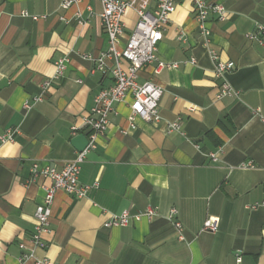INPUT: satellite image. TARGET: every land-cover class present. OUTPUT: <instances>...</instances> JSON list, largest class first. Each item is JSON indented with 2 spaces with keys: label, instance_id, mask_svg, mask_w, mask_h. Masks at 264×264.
Segmentation results:
<instances>
[{
  "label": "crops",
  "instance_id": "0c3cea01",
  "mask_svg": "<svg viewBox=\"0 0 264 264\" xmlns=\"http://www.w3.org/2000/svg\"><path fill=\"white\" fill-rule=\"evenodd\" d=\"M207 1L225 10L223 20L209 14L205 21L209 45L192 4L177 0L156 52L173 65L152 63L137 73L139 83L151 80L162 89L161 121L136 117L131 128L130 98L114 104L105 132L80 165L78 182L90 189L82 197L55 193L46 248L36 249L37 256L58 264H264V31H256L264 25V0ZM100 11L96 0L68 9L59 0H0V133L18 130L12 142L0 144V264H18V243L30 246L33 213L49 184L33 178V168L61 169L74 158L71 127L87 134L82 117L112 82ZM135 20L127 10L122 39ZM208 48L233 61L226 77L238 97L215 98ZM64 55V77L42 94L54 60ZM174 120L179 131L166 133L165 122ZM218 148L212 162L207 154ZM248 161L252 168L239 167ZM148 206L156 208L152 218L103 225L112 213L139 214ZM172 207L182 239L167 217ZM208 217L218 221L214 232L202 229Z\"/></svg>",
  "mask_w": 264,
  "mask_h": 264
},
{
  "label": "built area",
  "instance_id": "2783aa9c",
  "mask_svg": "<svg viewBox=\"0 0 264 264\" xmlns=\"http://www.w3.org/2000/svg\"><path fill=\"white\" fill-rule=\"evenodd\" d=\"M80 0H59L62 9H68ZM101 6L99 13L101 25L107 37L108 47L103 57L112 58L109 67L112 82L106 88H102L93 98V104L89 111L82 117V126L88 129L86 136L87 144L83 150L77 151L74 158L65 163L61 169L54 167L33 168V178L36 176L49 179V184L44 186V194L41 201L36 205L33 213V231L28 235L29 247L25 242L18 243L21 249L17 257L18 264H58L47 256H37L36 249L45 250L46 243L43 235L49 230V222L54 195L57 191H63L75 197H82L90 189V185H83L78 182L80 165L88 151L94 149L97 139L102 135L108 125V116L114 112V104L123 101L127 96L130 98L128 107L130 110L128 121L129 126L134 127L133 120L138 117L147 123H158L161 116L158 108V101L162 89L151 80L139 83L136 80L140 69L156 63V67H170L173 64L163 62L157 57V45L162 38L163 31L171 13L174 12L177 0H156L155 5L149 7V0H96ZM192 4L194 17L198 23L200 33L205 37L206 45H209V30L205 27V21L209 14H215L218 20L225 18V10L221 4L207 0H187ZM90 10V7L87 6ZM127 10H133L136 20L130 33L122 39L124 32L123 17ZM23 15H27L24 11ZM79 15V14H78ZM35 18L34 16H32ZM80 21V20H79ZM258 34L264 31V25H256ZM256 33V34H257ZM250 39H256L260 44L261 39L255 34L246 35ZM208 54L213 61V75L218 80V87L215 98L238 97L235 90L227 80V74L234 68L233 61L223 60L218 53L208 48ZM83 58L92 60L90 54H82ZM103 57L98 58V67L101 68ZM68 57L61 56L54 60L53 74L41 84L42 94L52 82L61 80L64 77ZM41 94L34 98L35 101L41 99ZM24 107L28 108L29 103L25 102ZM258 109L252 113L257 115ZM180 126L177 120L165 122V132L179 131ZM77 127L72 126V135H76ZM18 132L16 128L6 129L0 133V144L12 142L14 135ZM221 148L207 155L212 162L218 160V153ZM251 162H242L239 167L252 168ZM258 204L247 206L255 208ZM156 214V208L146 207L142 213L130 214L128 210L120 213H112L104 221L105 227L123 226L129 219L137 220L141 216L152 218ZM175 228L178 239H182V225L177 218V210L172 207L168 216ZM218 221L214 217H208L203 221L202 229L210 232L216 231Z\"/></svg>",
  "mask_w": 264,
  "mask_h": 264
},
{
  "label": "water",
  "instance_id": "95a60500",
  "mask_svg": "<svg viewBox=\"0 0 264 264\" xmlns=\"http://www.w3.org/2000/svg\"><path fill=\"white\" fill-rule=\"evenodd\" d=\"M70 143L76 151H81L87 144L86 136L83 133H78L70 139Z\"/></svg>",
  "mask_w": 264,
  "mask_h": 264
},
{
  "label": "clouds",
  "instance_id": "9594fccd",
  "mask_svg": "<svg viewBox=\"0 0 264 264\" xmlns=\"http://www.w3.org/2000/svg\"><path fill=\"white\" fill-rule=\"evenodd\" d=\"M11 149H9V151H10Z\"/></svg>",
  "mask_w": 264,
  "mask_h": 264
}]
</instances>
